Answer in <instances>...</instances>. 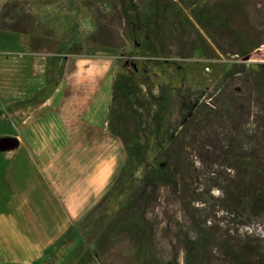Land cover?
Segmentation results:
<instances>
[{"label":"trees","instance_id":"1","mask_svg":"<svg viewBox=\"0 0 264 264\" xmlns=\"http://www.w3.org/2000/svg\"><path fill=\"white\" fill-rule=\"evenodd\" d=\"M6 3L0 15H7ZM83 3L95 21L91 42L100 46L132 39L137 49L165 56L206 53L212 46L224 57L242 59L246 51L235 25L253 48L264 43V0ZM19 15L23 24L0 28L22 34L26 42L28 19ZM47 59L44 88L32 100L44 97L61 73L60 66L50 77ZM225 65L221 84L205 94L161 85L141 92L129 76L118 73L110 83L106 129L119 140L124 159L79 222L120 188L134 166H141L128 197L139 220L133 231L127 227L133 264H264L260 238L241 229L247 217H264V63ZM149 150L154 154L148 159Z\"/></svg>","mask_w":264,"mask_h":264},{"label":"crops","instance_id":"2","mask_svg":"<svg viewBox=\"0 0 264 264\" xmlns=\"http://www.w3.org/2000/svg\"><path fill=\"white\" fill-rule=\"evenodd\" d=\"M252 51L262 54L264 43ZM95 58L91 66L76 56L82 65L70 76L64 66L32 100L45 85L46 54L0 28V138L13 142L0 146V264H36L98 201L124 159L106 129L109 57Z\"/></svg>","mask_w":264,"mask_h":264},{"label":"rangeland","instance_id":"3","mask_svg":"<svg viewBox=\"0 0 264 264\" xmlns=\"http://www.w3.org/2000/svg\"><path fill=\"white\" fill-rule=\"evenodd\" d=\"M10 2L15 3L13 8L9 7ZM5 10L8 12L7 15H0V25L16 21H21V25L24 20L19 14L26 16L27 46L46 54L47 71L53 78L60 66L69 67L70 76L75 67L82 65L73 63L78 55L87 57L85 62L91 66L100 62L95 57L105 55L109 57L108 65L105 62V77L110 75L111 81L118 73L129 76L141 92L145 87L154 89L156 85H161L169 90L178 87L187 88L193 94H205L221 84V73L228 61L241 60L246 67L255 62L264 63V52L254 54L252 49L255 47L249 45L239 25H235V28L246 51V59L224 57L212 46L206 53L193 51L190 56H165L137 49L132 39H125L116 47L91 42L95 21L83 0H8L3 12ZM126 133L132 135V128ZM153 154L154 151H147V158ZM141 172V166H134L126 174L120 188L85 219L72 225L36 264H133L128 238L132 234L129 231L134 230L139 220L137 213L131 210L128 197L138 183ZM262 183L264 185V178ZM120 207L125 210L118 213ZM245 220L247 226L241 229L251 228V233L260 238V244L264 247V217L259 215ZM128 226L131 228L129 231Z\"/></svg>","mask_w":264,"mask_h":264},{"label":"water","instance_id":"4","mask_svg":"<svg viewBox=\"0 0 264 264\" xmlns=\"http://www.w3.org/2000/svg\"><path fill=\"white\" fill-rule=\"evenodd\" d=\"M243 59H245V58H243ZM12 144H13V142H12L11 139H9V138H0V146H10Z\"/></svg>","mask_w":264,"mask_h":264},{"label":"clouds","instance_id":"5","mask_svg":"<svg viewBox=\"0 0 264 264\" xmlns=\"http://www.w3.org/2000/svg\"><path fill=\"white\" fill-rule=\"evenodd\" d=\"M247 231L251 234V231H252V229L251 228H249V229H247Z\"/></svg>","mask_w":264,"mask_h":264}]
</instances>
